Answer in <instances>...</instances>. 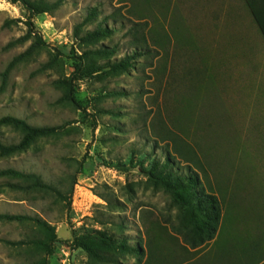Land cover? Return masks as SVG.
Listing matches in <instances>:
<instances>
[{"label":"rangeland","instance_id":"obj_1","mask_svg":"<svg viewBox=\"0 0 264 264\" xmlns=\"http://www.w3.org/2000/svg\"><path fill=\"white\" fill-rule=\"evenodd\" d=\"M211 2L66 0L53 15L31 17L21 4L0 0V89L9 64L31 44L7 49L28 33L26 22L46 44L9 73L0 120L12 116L59 128L23 153L0 157V171L37 174L66 196L19 191L9 185L24 186L21 180L0 178V215H39L55 227L61 242L48 264H89L75 241L98 232L142 248L141 257L119 253V264H148L150 237L160 254L151 264H223L213 242L198 249L185 244L174 231L177 210L170 196L147 180L150 163L168 155L186 173L175 145L196 151L207 192L233 201L241 242L264 239V39L241 0V17L232 11L225 18L208 16ZM95 8L98 16L83 32L101 24L115 31L97 48L116 47L112 62L140 57L128 73L77 79L72 101L62 103L64 90L56 82L64 73L70 78L88 50L79 47L74 29ZM55 59L58 66L40 72ZM20 140V133L0 125V143ZM32 237L31 223H0V264L43 262L44 253L13 245Z\"/></svg>","mask_w":264,"mask_h":264},{"label":"trees","instance_id":"obj_2","mask_svg":"<svg viewBox=\"0 0 264 264\" xmlns=\"http://www.w3.org/2000/svg\"><path fill=\"white\" fill-rule=\"evenodd\" d=\"M5 1L12 4H21L30 13L31 17L53 15L66 2V0H55L54 2L49 0ZM244 1L264 39V0ZM97 16L98 10L96 8L92 9L84 22L74 29V37L78 41L79 47L81 49L87 48L88 50L83 52L82 57L79 58L80 62L73 65V75L67 78L64 73V78L56 82V86L64 90V96L61 99L62 103L72 101L73 84L77 79L85 80L100 72H107V74L114 76L128 73L134 67L133 62L140 57V54L135 53L131 56H126L120 61L112 62L111 60L118 54L116 47L97 48L102 41L110 39L115 33L113 29L103 24L98 25L93 31L83 32L87 26L93 23ZM6 25H9V23ZM26 25L29 29L28 33L24 37L8 44L7 49L28 42H31V44L24 53L15 57L9 64L3 74V87L0 92L4 90L11 70L18 64L28 62L35 55H39L42 48L46 46L41 37L33 34L34 25L31 22H26ZM91 47L96 48L93 49ZM101 60H104V66L97 65V62ZM57 63V59L52 60V62L43 65L40 72L53 69V67L58 66ZM118 95L123 96L124 94L120 93ZM0 125L21 134V140L18 144L5 145L0 143V157L2 158L23 153L38 140L54 136L59 131V128L55 127H34L25 120L12 116L2 118ZM172 141L176 143L178 138L172 139ZM175 149L181 155L183 162L187 164L184 168L187 170L186 173L181 172V165L178 166L176 160L169 155L164 161L154 159L145 172L151 187L168 194L172 206L177 210V227L174 231L182 236L185 244L192 249H198L213 242L211 250L216 251L217 260L221 259L223 264H264V239L262 238L258 243L251 244L247 237L249 244L245 243L244 239L241 242L239 229L234 230L233 228L234 223H237L236 206L233 201H229L228 204L225 201L223 203L219 196L205 190V186L200 181L197 171H203L206 174V170L199 161L196 151L189 145H186L184 151L179 150L176 145ZM122 170H126V167H122ZM0 178L21 180L26 186L22 184L9 185L10 188L19 191L44 194L49 192L51 195H59L63 199L66 197L62 196L56 186L48 185L37 174H26L15 169H7L0 171ZM221 189L226 193L228 186ZM3 222L31 223L33 226V237L27 242L21 241L13 245L20 247L29 245L32 247L33 254L44 253L43 262H38L37 264H48V257L54 253V246L61 242L55 227H52L39 215L31 217L3 214L0 215V223ZM121 228L120 226L119 229ZM92 241H95L96 244H93ZM152 244L155 245L153 246ZM147 245L149 251L148 264H151L157 256L160 257V254L157 249V242L152 240V237L147 241ZM75 247L83 250L88 255L89 264H119L116 258L119 253L135 257L143 255L141 247H131L123 241L115 242L107 234L99 232L94 237L78 238L75 241Z\"/></svg>","mask_w":264,"mask_h":264},{"label":"crops","instance_id":"obj_3","mask_svg":"<svg viewBox=\"0 0 264 264\" xmlns=\"http://www.w3.org/2000/svg\"><path fill=\"white\" fill-rule=\"evenodd\" d=\"M236 1L237 0H212V2L210 3L211 7L210 8L206 7V9L208 11H211V12L208 13V11H207L206 15H208V16H218V17L225 18V17H227L226 12L232 11L234 13L238 12V14L236 16H238V17L240 16L241 17L244 14V12H243L244 9L241 7V5L237 4ZM241 1L245 5L246 9H248L247 6H246L245 1L244 0H241ZM185 2H187V1H185ZM192 7H190V8H192Z\"/></svg>","mask_w":264,"mask_h":264}]
</instances>
